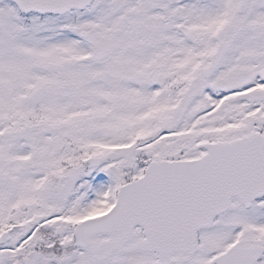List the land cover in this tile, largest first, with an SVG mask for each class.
I'll list each match as a JSON object with an SVG mask.
<instances>
[{"label": "snow or ice", "instance_id": "obj_1", "mask_svg": "<svg viewBox=\"0 0 264 264\" xmlns=\"http://www.w3.org/2000/svg\"><path fill=\"white\" fill-rule=\"evenodd\" d=\"M0 264H264V0H0Z\"/></svg>", "mask_w": 264, "mask_h": 264}]
</instances>
